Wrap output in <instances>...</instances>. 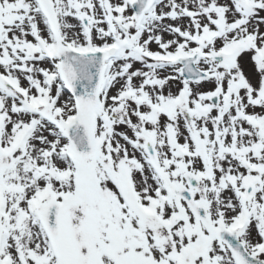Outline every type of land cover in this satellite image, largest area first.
Instances as JSON below:
<instances>
[{
  "label": "snow or ice",
  "instance_id": "6c2138e0",
  "mask_svg": "<svg viewBox=\"0 0 264 264\" xmlns=\"http://www.w3.org/2000/svg\"><path fill=\"white\" fill-rule=\"evenodd\" d=\"M0 264H264V0H0Z\"/></svg>",
  "mask_w": 264,
  "mask_h": 264
}]
</instances>
